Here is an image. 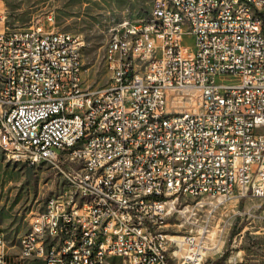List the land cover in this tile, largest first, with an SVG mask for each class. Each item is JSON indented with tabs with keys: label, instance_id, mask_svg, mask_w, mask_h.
Listing matches in <instances>:
<instances>
[{
	"label": "built area",
	"instance_id": "1",
	"mask_svg": "<svg viewBox=\"0 0 264 264\" xmlns=\"http://www.w3.org/2000/svg\"><path fill=\"white\" fill-rule=\"evenodd\" d=\"M53 25L0 14V148L65 181L15 253L0 230V264H202V208L264 200V0H154L109 29L92 90L83 37Z\"/></svg>",
	"mask_w": 264,
	"mask_h": 264
},
{
	"label": "rangeland",
	"instance_id": "2",
	"mask_svg": "<svg viewBox=\"0 0 264 264\" xmlns=\"http://www.w3.org/2000/svg\"><path fill=\"white\" fill-rule=\"evenodd\" d=\"M154 0H5L2 14L9 28H28L54 17L58 31L79 34L85 41L82 52L83 88H105L110 72L103 51L109 29L124 20L147 18ZM45 26H47L45 24ZM184 43L191 46L192 40ZM65 181L45 163L29 165L11 160L0 148V230L10 252L17 251L18 239L29 228L32 214L42 210L46 200L58 194ZM190 202V200H187ZM204 206L209 228L207 250L202 264H264V200H227ZM262 204L258 210L255 206ZM170 234H182L172 218Z\"/></svg>",
	"mask_w": 264,
	"mask_h": 264
},
{
	"label": "bare ground",
	"instance_id": "3",
	"mask_svg": "<svg viewBox=\"0 0 264 264\" xmlns=\"http://www.w3.org/2000/svg\"><path fill=\"white\" fill-rule=\"evenodd\" d=\"M226 2H233V0H226ZM81 234L92 235V227H81ZM39 235H47V228H39ZM27 252L40 253V245H27ZM29 263L47 264V259L44 257H37L34 260H26V264Z\"/></svg>",
	"mask_w": 264,
	"mask_h": 264
},
{
	"label": "crops",
	"instance_id": "4",
	"mask_svg": "<svg viewBox=\"0 0 264 264\" xmlns=\"http://www.w3.org/2000/svg\"><path fill=\"white\" fill-rule=\"evenodd\" d=\"M4 7H5V0H0V14H2ZM29 264H31V263H29ZM33 264H40V263H33Z\"/></svg>",
	"mask_w": 264,
	"mask_h": 264
}]
</instances>
